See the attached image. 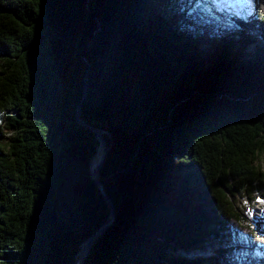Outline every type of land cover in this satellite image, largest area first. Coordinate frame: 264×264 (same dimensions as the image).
<instances>
[{
    "label": "trees",
    "instance_id": "1",
    "mask_svg": "<svg viewBox=\"0 0 264 264\" xmlns=\"http://www.w3.org/2000/svg\"><path fill=\"white\" fill-rule=\"evenodd\" d=\"M212 4L0 0V264H76L112 215L97 181L115 220L84 264H219L254 236L237 205L264 198V15L258 41L210 23L204 53ZM78 119L108 142L97 181Z\"/></svg>",
    "mask_w": 264,
    "mask_h": 264
},
{
    "label": "rangeland",
    "instance_id": "2",
    "mask_svg": "<svg viewBox=\"0 0 264 264\" xmlns=\"http://www.w3.org/2000/svg\"><path fill=\"white\" fill-rule=\"evenodd\" d=\"M212 3L213 15L210 13L204 16V20H202L201 25L198 26L201 30H198L197 26L194 28L195 30L197 29L198 33L201 31V46L203 47L201 48V51L206 53L209 48H212L211 40L209 39L210 37H208L210 23L216 30H223L225 26L229 27L230 32L228 33V38H236L235 40H238L239 37H235L238 34L237 30L246 34H252L254 38H256V29L258 26L255 21H257V18L264 15V0H212ZM240 41L243 43L240 44L239 42L236 45L239 46V48L241 47L243 51H250L253 49L254 46H252V44H249L247 41ZM256 41H258L257 38ZM233 45L235 44L233 43ZM234 53L241 54V51L236 48ZM238 203L237 207L240 211L242 210L244 218L246 217L245 220L256 227L255 234L253 237L247 236L245 233L241 236L238 235L234 239V247H230L224 260H222V262L220 260L219 264H248V262L241 261L243 246L248 241L251 244H255L264 249V220L260 212L262 211L261 208L264 206V198L262 199L259 197L257 200H255V198L252 200L244 199ZM215 251H217L216 246L209 248L211 254L215 255ZM203 255L204 257L206 256L204 253ZM261 264H264V262Z\"/></svg>",
    "mask_w": 264,
    "mask_h": 264
},
{
    "label": "water",
    "instance_id": "3",
    "mask_svg": "<svg viewBox=\"0 0 264 264\" xmlns=\"http://www.w3.org/2000/svg\"><path fill=\"white\" fill-rule=\"evenodd\" d=\"M84 94H86V86H84ZM80 110H81V105L78 107V111L79 112H80ZM78 121L80 122V124L83 127L87 128V130H89L90 132L95 133V135L97 136L98 140L101 143L99 148H103V150H104V156H103V158H101V162H100V166H99L98 172H96L95 174L92 173L93 179L95 181H97L98 174L101 171L102 167L104 166L105 159L107 158V155H108V152H109L108 142H107L106 138L98 130H95V128L85 125L83 122H81L80 119H78ZM96 183L98 184V187H99L100 191L106 197L107 203H108V205H109V207L111 209L112 215L110 216V221H109L108 225H105L102 229L98 230L96 232V234L92 238H90L87 242H85L81 246V251L84 252V256H83L80 264H84V260L91 253V249H92V246H93L94 242H96L98 240V238L104 233L105 229H108L113 224V222L115 220L114 208H113L112 204L108 201L109 199L106 196V193H105V190L103 188V185L100 184L98 181ZM76 260H77V257H76Z\"/></svg>",
    "mask_w": 264,
    "mask_h": 264
},
{
    "label": "bare ground",
    "instance_id": "4",
    "mask_svg": "<svg viewBox=\"0 0 264 264\" xmlns=\"http://www.w3.org/2000/svg\"><path fill=\"white\" fill-rule=\"evenodd\" d=\"M242 1H244V0H242ZM103 156H104V150H103V148H100L98 150L97 156L93 160V163H91V171L93 174L98 172L100 162H101V158H103ZM261 209H262V211H260V212H261L262 218L264 220V206ZM83 256H84V252L81 251L79 256H77L76 264H80ZM241 261L242 262H248V264H261L262 262H264V249L261 247H258L255 244H251L249 241L246 242L245 245L243 246V253L241 256Z\"/></svg>",
    "mask_w": 264,
    "mask_h": 264
}]
</instances>
